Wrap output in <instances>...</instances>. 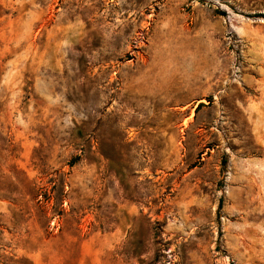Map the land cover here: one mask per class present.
<instances>
[{
    "label": "rangeland",
    "instance_id": "374dc122",
    "mask_svg": "<svg viewBox=\"0 0 264 264\" xmlns=\"http://www.w3.org/2000/svg\"><path fill=\"white\" fill-rule=\"evenodd\" d=\"M0 264H264V0H0Z\"/></svg>",
    "mask_w": 264,
    "mask_h": 264
}]
</instances>
